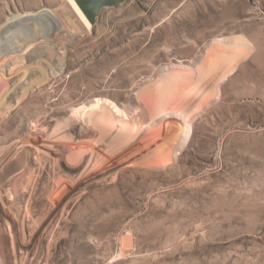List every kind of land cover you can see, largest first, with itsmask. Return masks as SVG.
Returning <instances> with one entry per match:
<instances>
[{
  "label": "rangeland",
  "instance_id": "374dc122",
  "mask_svg": "<svg viewBox=\"0 0 264 264\" xmlns=\"http://www.w3.org/2000/svg\"><path fill=\"white\" fill-rule=\"evenodd\" d=\"M63 4L0 0V28ZM62 41L64 73L0 117L9 264H264V0H129ZM93 102L169 130L112 146L65 122Z\"/></svg>",
  "mask_w": 264,
  "mask_h": 264
},
{
  "label": "bare ground",
  "instance_id": "6f19581e",
  "mask_svg": "<svg viewBox=\"0 0 264 264\" xmlns=\"http://www.w3.org/2000/svg\"><path fill=\"white\" fill-rule=\"evenodd\" d=\"M128 1L129 0H127L125 3ZM105 9L108 8H104L101 13ZM94 27V24L87 18L78 5L77 0H64V4L56 8L45 7L41 10H25L23 12L9 16L5 25L0 28V81L7 80L9 73L16 75L18 71L20 74V81L18 88H9L4 94H0V117L6 118L9 116L15 106L9 99L11 92L18 96L17 102L20 103L21 100L29 95V93H31L33 90L41 88L52 78L64 73L66 70L67 58L66 45L62 41L64 36H73L77 33L79 34L82 29L92 33L94 31ZM43 56H46L50 59L48 68L42 65L44 60L42 61L41 57ZM38 59L42 61L40 62L41 66H39V69L41 70L40 75L34 77L28 76L30 75H27L28 72H26L28 66L30 63L32 64V62H35ZM71 119H78L81 122L82 127L85 129H89L91 126H96L103 132V134L99 135L100 138H109V143L112 146H118L119 144L123 145L124 142L132 141L138 137L142 131L152 130L158 133L168 132L169 130L164 126L134 128L131 125H125L116 107L111 102H93L82 108L74 107L72 108L70 118L65 122L72 124L70 123ZM69 124H66L67 128ZM70 127L71 126L69 125V128ZM105 141H107V139ZM124 145H126V143ZM172 156L173 154L167 153L166 158L169 159V157L172 158ZM99 162H101V160H99ZM118 167L119 166H114L111 169H117ZM102 178L103 176L101 179ZM0 215L11 229L14 220L10 213H8V211H3L0 207ZM11 236L12 248L10 247L9 240L5 236L3 226L0 225V264H9V262L12 261V250H15V239L13 240V235ZM129 243L130 239L123 238L122 250L128 247ZM23 247L24 246H22V244L19 245V248L22 250H24Z\"/></svg>",
  "mask_w": 264,
  "mask_h": 264
},
{
  "label": "water",
  "instance_id": "95a60500",
  "mask_svg": "<svg viewBox=\"0 0 264 264\" xmlns=\"http://www.w3.org/2000/svg\"><path fill=\"white\" fill-rule=\"evenodd\" d=\"M127 0H77L78 5L87 18L97 25L101 11L104 8L117 7Z\"/></svg>",
  "mask_w": 264,
  "mask_h": 264
}]
</instances>
